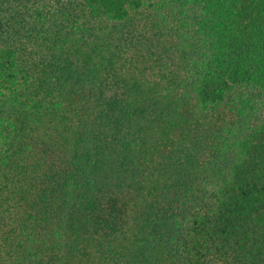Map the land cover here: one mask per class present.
Segmentation results:
<instances>
[{
  "label": "trees",
  "instance_id": "obj_1",
  "mask_svg": "<svg viewBox=\"0 0 264 264\" xmlns=\"http://www.w3.org/2000/svg\"><path fill=\"white\" fill-rule=\"evenodd\" d=\"M0 264H264V0H0Z\"/></svg>",
  "mask_w": 264,
  "mask_h": 264
}]
</instances>
